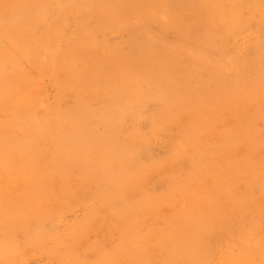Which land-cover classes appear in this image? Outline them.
<instances>
[{
    "label": "rangeland",
    "instance_id": "374dc122",
    "mask_svg": "<svg viewBox=\"0 0 264 264\" xmlns=\"http://www.w3.org/2000/svg\"><path fill=\"white\" fill-rule=\"evenodd\" d=\"M36 1L0 0V264H264V0Z\"/></svg>",
    "mask_w": 264,
    "mask_h": 264
},
{
    "label": "bare ground",
    "instance_id": "6f19581e",
    "mask_svg": "<svg viewBox=\"0 0 264 264\" xmlns=\"http://www.w3.org/2000/svg\"><path fill=\"white\" fill-rule=\"evenodd\" d=\"M37 1H39V0H37ZM37 1H36V2H37ZM56 1H57V0H56ZM63 1H64V0H63ZM45 2H46V1H45ZM45 2H44V3H45ZM48 2L50 3L49 0H48ZM66 2H67V4H68V1H66ZM37 4H38V3H37ZM39 4H40V3H39ZM46 4H47V2H46ZM59 4H60V3H59ZM70 4H71V3H70ZM54 5H56V4H54ZM54 5H53L52 7H55ZM71 5L74 6L75 3H74V4L72 3ZM71 5H69V6H71ZM80 5H81V4H80ZM83 5H84V4H83ZM47 6H48V5H47ZM59 6H60V5H59ZM61 6H65V7H66V5H63V4H61ZM36 7H37V6H36ZM41 7L43 8V6H41ZM50 7H51V5H50ZM57 7H58V6H57ZM77 7H78V6H77ZM42 8H41V9H42ZM45 8H46V10H47V7H44V9H45ZM71 8H72V7H71ZM73 8H74V7H73ZM82 8H83V6H82ZM44 9H43L42 11H44ZM63 9H64V8H63ZM66 9H67V11H68V7H66ZM78 9H79V8H78ZM29 10H30V9H29ZM40 11H41V10H40ZM40 11H39V12H40ZM63 11H65L64 13H67L66 10H63ZM30 12H31V11H30ZM64 13H63V14H64ZM32 14H33V12H32ZM43 14H44V13H43ZM65 15H66V14H65ZM65 15H64V16H65ZM150 15H151V14H150ZM20 16H21V15H20ZM39 16H41V15H39ZM42 16H43V15H42ZM25 17H26V16H25ZM30 17H31V16H30ZM15 18H16V17H15ZM19 18H20V17H19ZM26 18H27V17H26ZM38 18H39V17H38ZM38 18H37V19H38ZM35 19H36V18H35ZM35 19H34V20H35ZM37 19H36V21H38ZM13 20H15V19L13 18ZM26 20H27V19H26ZM31 20H32V19H31ZM62 21H63V19H62ZM24 22H25V21H24ZM24 22H23V23H24ZM26 22H27V21H26ZM31 22H34V21H31ZM19 23H20V21H19ZM34 23H35V22H34ZM34 23H33V24H34ZM27 24H28V23H27ZM18 25H19V24H18ZM20 25H21V24H20ZM22 25H23V24H22ZM28 25H30V24H28ZM82 25H83V24H82ZM14 26H15V25L13 24V27H14ZM16 26H17V25H16ZM23 26H24V25H23ZM23 26H22L21 28H23ZM30 26H31V25H30ZM99 26H100V25H99ZM101 27H102V26H100V28H101ZM15 28H16V27H14L13 30H15ZM18 28L20 29L19 26H18ZM26 28H27V26H26ZM28 28H29V27H28ZM98 28H99V27H98ZM100 28H99V29H100ZM19 29H18V30H19ZM18 30H16V31H18ZM20 30H21V29H20ZM23 30H25V27L23 28ZM23 30H22V32H23ZM27 30H28V29H27ZM97 30H98V29H97ZM7 31H8V34H9L10 28H9V30H8V28H7ZM11 32H12V31H11ZM18 32H19V31H18ZM99 32H101V31H99ZM102 32H103V31H102ZM5 33L7 34V32H5ZM16 33H17V32H16ZM20 33H21V32H19V34H20ZM11 34H12V33H11ZM81 34H82V33H81ZM13 35H16L15 32H13ZM17 35H18V33H17ZM17 35H16V36H17ZM10 37H12V36L10 35ZM17 37H18V39H19L20 41H22L21 38H19V37H21V35H18ZM22 37H23V36H22ZM52 37H53V36H52ZM12 38H13V37H12ZM12 38H11V39H12ZM8 39H9V37H8ZM11 39H10V40H11ZM23 39H24V38H23ZM5 40H6V39H5ZM19 40H18V41L13 40V41H15V44L17 45V43H18V44L20 43ZM26 41H28V40L26 39ZM7 42H11V41H7ZM13 45H14V44H13ZM16 45H15V46H16ZM47 45H48V44H47ZM42 46H43V45H42ZM38 47H39V46H38ZM48 47H49V46H48ZM48 47H47V49H48ZM41 48H42V47H39L40 51H41ZM24 51H25V53H26L27 50H24ZM31 52H32V51H31ZM22 54H23V53H22ZM29 54H30V53H29ZM31 54H32V53H31ZM24 56H25V55H24ZM50 57H51V56H50ZM34 58H35V57H34ZM3 60H4V59H3ZM31 60H32V56H31ZM36 60H37V59H35L34 61H36ZM49 60H50V59H49ZM46 62H48V61H46ZM64 67H65V66H64ZM102 68H103V67H102ZM62 69H63V67L61 68V70H62ZM63 70H67V69H63ZM90 77H91V76H90ZM97 77H98V76H97ZM98 78H99V77H98ZM92 79H95V77H94V78L92 77ZM99 79H100V78H99ZM99 79H96V81H95L96 84H97V80L99 81ZM100 81H101V79H100ZM100 81H99V82H100ZM101 82H102V81H101ZM102 83H103V82H102ZM102 83H100V84H102ZM103 85H104V84H103ZM94 87H96V86H94ZM177 90H178V89H177ZM124 95H125V94H124ZM125 96H127V95H125ZM125 96H124V97H125ZM78 97H80V99H81L82 96L79 95ZM116 97H117V95H116ZM83 99H85V98H83ZM125 99H126V97H125ZM120 100H121V99H120ZM83 101L85 102L86 100H83ZM78 102L81 103V101H78ZM94 102H95V101H94ZM79 103H78L77 105H80ZM87 104H89V103H87ZM91 105H92V104H90L89 107H90ZM112 105H113V104H112ZM80 106H81V105H80ZM86 106H87V105H86ZM201 106H202V105H201ZM95 107H96V106H95ZM113 107H115V105H114ZM86 108H87V107H86ZM86 108H85V109H86ZM90 108H91V107H90ZM87 109L89 110V108H87ZM78 110H79V109H78ZM94 110H95V108H94ZM94 110H93V108H92V111H94ZM100 110H101V109H100ZM90 111H91V109H90ZM102 111H104V110H102ZM78 112H79V111H78ZM83 112H84V111H82V114H83ZM85 112H87V111L85 110ZM85 112H84V113H85ZM94 112H95V111H94ZM94 112H93V113H94ZM106 112H107V111H106ZM93 113H92V114H93ZM69 114H70V113H69ZM22 115H23V114H22ZM24 115L28 116L27 113L24 114ZM24 115H23V116H24ZM67 115H68V113H67ZM77 115H78V114H77ZM101 115H102V114H101ZM108 115H110V114H108ZM60 116L62 117V115H60ZM60 116H59V117H60ZM63 116H64V115H63ZM64 117H65V116H64ZM73 117H74V118H72V119H71L70 117H66V118H70L69 120H72V122H73V120H75V117H76V116L73 115ZM99 117H100V118H103L104 116H102V117L99 116ZM22 118L24 119V117H22ZM66 118H64V119H66ZM57 119H58V118H57ZM60 119H61V118H60ZM157 119H158V117H157ZM62 120H63V119H62ZM66 120H67V119H66ZM63 121H65V120H63ZM75 121H76V120H75ZM24 122H25V121H24ZM72 122H71V123H72ZM161 122H163V121H161ZM21 123H22V122H21ZM28 123H30V122H28ZM28 123H27V125H28ZM31 123H32V122H31ZM56 123H57V121H56ZM56 123H55V125H56ZM60 123H61V122H60ZM60 123L58 122V124H59L58 126H60ZM62 123H65V122H62ZM71 123H70V125H71ZM32 124H33V123H32ZM66 124H68V123L66 122ZM92 124H93V123H92ZM23 125H24V124H23ZM34 125H35V123H34ZM37 125H40V124L37 123ZM37 125H35V126H37ZM42 125H43V124H42ZM28 126H29V125H28ZM40 126H41V125H40ZM40 126H39V127H40ZM53 126H54V125H53ZM72 126H73V124H72ZM75 126H77V125H75ZM81 126H82V125H81ZM157 126L159 127V125H157ZM157 126H156V128H157ZM18 127H19V126H18ZM37 127H38V126H37ZM37 127H36V128H37ZM39 127H38V128H39ZM44 127H45V126H44ZM79 127H80V126H77V128H79ZM27 128H28V127H27ZM27 128H26V129L24 128V129L27 130ZM29 128H30V127H29ZM31 128H32V126H31ZM38 128H37V129H38ZM41 128H43V127H41ZM89 128H90V127H89ZM16 129H17V127H16ZM24 129H23V130H24ZM37 129H34V130H37ZM73 129H74V130H73L74 132H79V131L81 132V130L76 131L75 128H73ZM85 129H87L86 126H85ZM85 129H83L82 131H84ZM91 129H92V128H90L89 130L91 131ZM20 130H21V129H20ZM25 130H24V131H25ZM29 130H30V129H29ZM43 130H44V129H43ZM54 130H55V128H54ZM62 130H63V129H62ZM190 130H191V129H190ZM11 131H12V129H11ZM30 131H31V130H30ZM39 131H40V130H39ZM63 131H64V130H63ZM92 131H93V130H92ZM92 131H91V132H92ZM32 132H33V131H31V133H32ZM36 132H38V130H37ZM36 132H35V134H36ZM43 132H45V131H43ZM43 132H42V135H43V137H44L45 133L43 134ZM56 132H57V130H56ZM74 132H73V133H74ZM87 132H88V131H87ZM50 133H51V132H50ZM50 133L48 132V134H50ZM52 133H53V131H52ZM25 134H26V132H25ZM25 134H24V136H25ZM27 134H28V132H27ZM27 134H26V135H27ZM40 134H41V133H40ZM46 134H47V133H46ZM83 134H84V132H83ZM83 134H81V135H83ZM33 135H34V134H33ZM33 135H31V136L33 137ZM37 135H38V134H37ZM37 135H36V136H37ZM50 135H51V134H50ZM73 135H75V134H73ZM79 135H80V134H79ZM81 135H80V136H81ZM18 136H19V135H18ZM36 136H35V137H36ZM75 136L77 137V135H75ZM89 136H90V135H89ZM37 137L40 139V138H41V135H40V136L38 135ZM43 137H42V138H43ZM17 138H18V137H17ZM25 138H27V137H25ZM30 138H31V137H30ZM30 138H29V139H30ZM51 138H52V137H51ZM57 138H60V137L58 136ZM78 138H80V137H78ZM82 138H84V136H82L81 139H82ZM91 138H92V136H91ZM33 139H36V138H32V140H33ZM48 139H49V138H48ZM48 139H47V140H48ZM62 139H64V138H62ZM62 139H60V140H62ZM36 140L39 141L38 139H36ZM36 140H35V141H36ZM40 140H41V139H40ZM47 140H46V141H47ZM52 140H53V139H52ZM85 140H88V139H86V137H85ZM92 140H94V139H92ZM10 141H12V140H10ZM27 141H28V140H27ZM56 141H57V140H56ZM66 141H67V139H66ZM81 141H82V140H81ZM104 141L107 142V146H108V144H112V141H110L111 143H108L109 141H107V139H104ZM104 141L102 140V141H100V143H101V142H104ZM28 142H30V140H29ZM33 142H34V141H33ZM40 142H42V140H41ZM40 142H39V143H38V142L35 143V145H36V144H37V145H40ZM52 142L56 143L54 140H53ZM87 142H89V141H87ZM105 142H104V143H105ZM7 143H9V142H7ZM12 143H13V142H12ZM14 143H16V142H14ZM46 143H47V142H46ZM57 143H58V142H57ZM61 143H62V141H60V144H61ZM83 143H85V142H83ZM97 143H98V142H97ZM10 144H11V143H10ZM18 144H19V143H18ZM30 144H31V142H30ZM42 144H43V142H42ZM87 144H88V143H87ZM95 144H96V143H95ZM95 144H93V146H96V145H98L99 143L96 144V145H95ZM114 144H115V142H114ZM116 144H117V143H116ZM4 145H5V143H4ZM15 145H16V144H15ZM49 145H52V146H53V144H49ZM69 145H70V144H69ZM88 145H89V144H88ZM102 145H103V144L101 143V146H102ZM7 146L9 147L10 145H7ZM31 146L33 147V144H32ZM56 146H57V145H56ZM70 146H71V145H70ZM78 146H79V145H78ZM81 146H82V145H81ZM84 146H85V145H84ZM101 146H98V147H99V150H100V147H101ZM107 146H105L106 149H107ZM0 147H2V146H0ZM32 147H31V148H32ZM54 147H55V146H54ZM75 147H77V146H75ZM75 147H74V149H75ZM87 147H89V146H86V148H87ZM103 147H104V146H103ZM111 147H114V146H111ZM4 148H5V147H4ZM10 148H11V146H10ZM13 148H14V147H13ZM31 148L28 147V149H31ZM80 148L82 149V147H80ZM8 149H9V148H8ZM63 149H65V148H63ZM71 149H72V148H71ZM83 149H84V148H83ZM6 150H7V149H6ZM9 150H10V149H9ZM39 150H40V149H39ZM65 150H67V149H65ZM89 150H90V149H89ZM99 150H98V151H99ZM102 150H104V149L102 148ZM109 150H111V149L109 148ZM114 150H115V149H114ZM2 151H5V150L3 149ZM35 151H36V150H35ZM72 151H73V150H72ZM77 151H78V149H77ZM77 151H75V152L77 153ZM87 151H88V150H87ZM67 152H68V150H67ZM85 152H86V151H85ZM85 152H83V153L85 154ZM94 152H95V151H94ZM105 152H106V151H104V153H105ZM109 152H110V151H109ZM81 153H82V151H81ZM96 153H97V152H96ZM102 153H103V152H102ZM104 153H103V154H104ZM112 153H113V151H112ZM117 153H119V150H118ZM79 154H80V153H79ZM87 154H88V153H87ZM107 154H108V153H106V155H107ZM110 154H111V153H110ZM123 154H124V153H123ZM74 155H75V154H74ZM81 155H82V154L78 155V158H79V156H81ZM35 156H37V153H36ZM118 156H119V155H118ZM2 157H4V156H2ZM59 157H60V156H59ZM65 157H66V155L64 156L63 160L65 159ZM68 157H69V156H68ZM70 157H71V156H70ZM107 157H108V156H107ZM107 157H106L105 161L108 159ZM115 157H116V156H115ZM111 158H112V156H111ZM113 158H114V157H113ZM113 158H112V159H113ZM37 159H38V158H37ZM74 159H75V158H74ZM117 159H118V158H117ZM120 159H121L120 161H123L122 158H120ZM126 159H127V158H126ZM38 160H39V159H38ZM63 160H62V161H63ZM118 160H119V159H118ZM65 161H67V160H65ZM65 161H64V162H65ZM77 161H78V160H77ZM114 161H115V160H114ZM78 162H79V161H78ZM107 162H108V161H107ZM115 162H116V161H115ZM68 163H69V162H68ZM73 163H74V162H73ZM75 163H76V162H75ZM75 163H74V164H75ZM81 163H82V161H81ZM123 163H124V162H123ZM123 163L121 162V164H123ZM125 163H126V162H125ZM56 164H58V163H56ZM106 164H107V163H106ZM118 164H119V163H118ZM126 164H127V163H126ZM133 164H134V162H133ZM28 165H29V164H28ZM72 165H73V164H72ZM75 165H76V164H75ZM78 165H79V163H78ZM78 165H77V166H78ZM33 166H34V165H33ZM91 166H92V165H91ZM82 167H83V166H82ZM119 167H120V166H119ZM110 168H111V167H110ZM91 169H92V167H91ZM93 169H95V168H93ZM93 169H92L91 171H93ZM141 169H142V168H141ZM89 170H90V168H89ZM99 170H100V169H99ZM29 171H30V169H29ZM32 171H33V170H32ZM85 171H86V170H85ZM96 171H97V170H96ZM96 171H95V172H96ZM65 172H66V171H65ZM86 172H87V171H86ZM95 172H94V173H95ZM108 172H109V171H108ZM62 173H63V172H62ZM66 173H67V172H66ZM87 173H88V172H87ZM109 173H110V172H109ZM88 174H89V173H88ZM97 174H98V171H97ZM110 174H111V173H110ZM66 175H67V174H66ZM66 175H65V177H66ZM107 175H108V174H107ZM111 175H113V174H111ZM118 175H120V174H118ZM63 176H64V173H63ZM92 176H93V174H92ZM100 176H101V175H100ZM100 176H99V177H100ZM108 176H109V175H108ZM120 176H122V175H120ZM120 176H119V177H120ZM66 178H67V177H66ZM66 178H65V179H66ZM92 178H93V177H92ZM100 178H101V177H100ZM100 178H99V180H100ZM103 178H104V177H103ZM106 178H107V176H106ZM120 178H122V177H120ZM124 178H125V177H124ZM63 179H64V178H63ZM109 179H111V178H109ZM112 179H113V178H112ZM115 179H116V178H115ZM118 180H119V179H117V183H119ZM64 182H65V181H64ZM86 182H88V180H87ZM122 182H123V180H122ZM93 183H94V182H93ZM109 183H110V182H109ZM110 184H113V183H110ZM114 185H115V184H114ZM262 201H264V200H262ZM260 202H261V201H260ZM262 203H263V202H262ZM256 204H257V202H256ZM258 206H259V205H258ZM258 206H257V207H258ZM262 207L264 208V206H261V208H262ZM175 208H176V207H175ZM262 210H263V209H262ZM262 210H261V211H262ZM124 211H125V210H124ZM124 213H126V211L123 212V213L121 212V214H124ZM116 215H117V214H116ZM123 216H124V215H123ZM128 222H129V221H128ZM131 223H132V222H131ZM220 230H221V229H220ZM100 231H101V230H100ZM128 234H129V233H128ZM99 238H100V237H99ZM63 241H64V240H63ZM131 241H132V239H131ZM40 242H41V241H40ZM40 242H39V243H40ZM67 242H68V241H67ZM42 243H43V241H42ZM259 243H260V242H259ZM40 244H41V243H40ZM130 244H131V243H130ZM61 249H62V248H61ZM78 249H79V248H78ZM62 250H63V249H62ZM249 250H250V249H249ZM80 254H81V253H80ZM3 255H4V252H3ZM7 255H8V254L6 253L5 256H7ZM230 257H232V256H230ZM238 257H239V256H238ZM238 257H237V259H238ZM16 259H17V258H16ZM230 259H231V258H230ZM230 259L228 258V259H226V260H229L228 262H230ZM234 259H236V256H235ZM232 261H233V260H231V262H232ZM239 261H241V260H239ZM103 262H104V261H103ZM228 262H227V263H228ZM235 262H236V261H235ZM235 262L233 261L234 264H236ZM238 263H239V262H238ZM247 263H248V262H247ZM231 264H232V263H231Z\"/></svg>",
    "mask_w": 264,
    "mask_h": 264
}]
</instances>
